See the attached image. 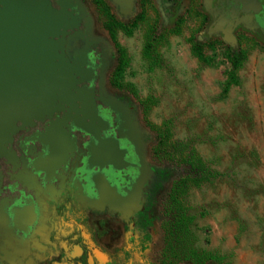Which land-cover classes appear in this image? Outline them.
I'll list each match as a JSON object with an SVG mask.
<instances>
[{
    "label": "flooded vegetation",
    "instance_id": "flooded-vegetation-1",
    "mask_svg": "<svg viewBox=\"0 0 264 264\" xmlns=\"http://www.w3.org/2000/svg\"><path fill=\"white\" fill-rule=\"evenodd\" d=\"M48 1L72 22L62 47L80 71L78 98L18 121L0 150V264H194L178 257L194 249L168 229L174 180L152 163L137 103L117 79L122 29L183 0ZM192 10L203 42L264 43V0H202Z\"/></svg>",
    "mask_w": 264,
    "mask_h": 264
},
{
    "label": "rangeland",
    "instance_id": "rangeland-1",
    "mask_svg": "<svg viewBox=\"0 0 264 264\" xmlns=\"http://www.w3.org/2000/svg\"><path fill=\"white\" fill-rule=\"evenodd\" d=\"M188 1L122 29L118 64L124 51L128 65L117 79L137 103L152 163L174 180L175 207L192 219L182 246L264 264V43L203 42L192 12L202 0Z\"/></svg>",
    "mask_w": 264,
    "mask_h": 264
},
{
    "label": "water",
    "instance_id": "water-1",
    "mask_svg": "<svg viewBox=\"0 0 264 264\" xmlns=\"http://www.w3.org/2000/svg\"><path fill=\"white\" fill-rule=\"evenodd\" d=\"M65 18L48 0H0V150L18 121L40 120L65 104L74 108Z\"/></svg>",
    "mask_w": 264,
    "mask_h": 264
},
{
    "label": "trees",
    "instance_id": "trees-1",
    "mask_svg": "<svg viewBox=\"0 0 264 264\" xmlns=\"http://www.w3.org/2000/svg\"><path fill=\"white\" fill-rule=\"evenodd\" d=\"M196 49H197V46H196ZM196 52L198 55H200V53H201L198 49ZM124 53H125L124 51H121L122 59L120 61V65H119L118 75L121 74L123 72V70L125 69V67L128 65V60L126 59V55ZM153 54H154V45L151 42H149L148 46H147L146 55L148 58L153 59V56H154ZM241 58H242V54H239V55L233 57L232 61H233L234 68L237 69L240 67V64L242 62ZM194 164H195V162H194ZM189 165L193 167L192 164L189 163ZM199 173L201 175H203L202 171ZM193 174L197 175L195 170H194ZM175 211L176 210L174 208L170 211V214L173 215V217H171V215H170L171 218H169V221H168V229H170V230L171 229H177V231L181 235L184 230L185 231L188 230L189 224L191 223L192 219H191V217L187 218L186 212L184 210L181 211L180 208H177V211L176 212ZM178 257H182L181 258L182 260L184 258H188V259L190 258V260H193L194 264H206V262H210V264H213V263L224 264V259H218L217 257H215L213 255V253L206 252V251L191 250L189 252L179 253Z\"/></svg>",
    "mask_w": 264,
    "mask_h": 264
},
{
    "label": "bare ground",
    "instance_id": "bare-ground-1",
    "mask_svg": "<svg viewBox=\"0 0 264 264\" xmlns=\"http://www.w3.org/2000/svg\"><path fill=\"white\" fill-rule=\"evenodd\" d=\"M67 18V17H66ZM66 18H65V23L64 24H66L67 22V24H69V25H72V22H70L69 21V19L67 18V20H66ZM72 70H71V74H72V78H73V82H74V87H73V89L77 86V84H78V82H79V80L76 78V76H75V73L76 72H80L79 70H78V68H76V67H74L73 65H72ZM74 91V90H73ZM10 140V139H9ZM8 140V141H9Z\"/></svg>",
    "mask_w": 264,
    "mask_h": 264
}]
</instances>
